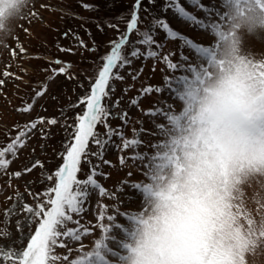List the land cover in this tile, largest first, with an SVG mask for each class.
<instances>
[{
  "label": "rangeland",
  "instance_id": "1",
  "mask_svg": "<svg viewBox=\"0 0 264 264\" xmlns=\"http://www.w3.org/2000/svg\"><path fill=\"white\" fill-rule=\"evenodd\" d=\"M97 1L100 0H93ZM132 1L120 0L113 10H105L103 4L96 5L94 10H85L80 5L73 12L67 8L72 0H30L12 30L0 35V147L14 138L19 129L39 118L58 121L56 125L37 123L24 138L25 146L11 158L8 169L0 170V245L5 249H22L18 226L25 236L33 233L37 226L38 217L24 211V205L35 208L39 203L47 207L46 194L53 181L48 177L54 178L63 149L72 141L74 118L86 107L78 100L90 88V78L109 51V42L121 33L133 7ZM180 1L187 12L201 21L206 23L210 19L215 29L205 31V24L196 25L173 11L162 13L158 8L159 0L154 5L147 0L139 10L140 28H147L153 16H164L178 37L184 38H168L163 31L153 33L161 55L169 54L171 61L182 70H169L159 57L141 58L135 59L129 67L118 69L123 80L110 81L114 90L102 101L112 113L107 124L114 130L124 131V138L138 139L141 144L122 150L119 147L122 141L113 135L101 157L92 155L100 150L90 141L77 178L83 181L95 168L100 174L94 179L107 195L89 188L84 211L73 214V220L61 227V231L79 232L80 239L59 237L65 247H56L55 253L66 258L55 264H71L72 258L85 260L94 249L95 241L105 235L97 226L100 223L110 229L104 249L106 264H126V244L133 224L137 218L154 211L148 186L160 183L171 166L173 138L178 132L174 118L183 111L184 90L199 83L211 70L206 56L195 55L187 47V40L210 51L219 49L222 42H231L237 54L251 63L256 76L264 79V0H197L198 6L191 0ZM110 23L116 25L119 32L109 27ZM62 30L70 32L67 37L61 35ZM73 33L87 48L78 45ZM209 38L211 44H207ZM136 40L137 35L133 33L130 46L131 41ZM61 48H71L72 52L61 51ZM49 53H56V57L59 54L63 59L61 64H56L58 68L64 64L70 66L67 75L52 77L46 63L57 59ZM182 56L187 57L186 65ZM38 68L47 71L36 75L33 69ZM133 75L138 78L133 79ZM166 76L174 80L171 99L164 83ZM149 86L163 91L142 96L141 89ZM40 91L43 94L36 97ZM134 99L138 104L131 103ZM116 101H119L118 108H113ZM28 105H32L31 110L22 111ZM153 108L162 109V115L145 114ZM121 111L127 113V123L117 118ZM95 131L101 140L106 138L103 124ZM136 152L143 153L140 161L128 159ZM121 157L125 158L124 164L120 162ZM36 161L41 162L42 167L25 174L24 169ZM15 172H21V177L11 178V173ZM133 183L139 187H130ZM206 195L177 191L173 186L166 197L170 211L163 220L165 243L159 250L160 258L153 264H264V167L249 162L225 169L211 193L210 202H206ZM101 214L102 221L98 220ZM108 216H113L114 220L109 221ZM115 224L119 227L115 228ZM0 264H13V260L0 259Z\"/></svg>",
  "mask_w": 264,
  "mask_h": 264
},
{
  "label": "snow or ice",
  "instance_id": "2",
  "mask_svg": "<svg viewBox=\"0 0 264 264\" xmlns=\"http://www.w3.org/2000/svg\"><path fill=\"white\" fill-rule=\"evenodd\" d=\"M16 0H0V13L3 12L4 6H9L15 3ZM156 0H148L149 4L154 5ZM143 0H135L132 10L129 14L128 20L125 22V30L123 33L119 34L116 40L109 42V51L101 58V66L97 71L93 73V77L90 78L91 86L87 90L84 97L78 100V103H83L86 105L85 110L82 114H78L74 120L75 132L72 134V142H69L67 146L63 149L64 155L62 156V166L55 172L54 178L49 176L48 179H54V187L48 189L47 191L54 194L48 195L45 207L44 204H37L35 208L30 205H24V211L32 213L34 217H38L37 226L34 232L28 236L23 234L21 231V238L19 243L23 245L21 250L15 249H5L3 245H0V259L5 261L12 259L13 264H55L57 260L65 259L66 257L57 256L55 253L56 247H65L64 243H60L58 238L64 236L66 238L75 237L77 240L80 239L79 232L73 230L61 231V227L65 222H71L73 220V214H80L84 211V205L90 195L89 188L93 190H98L100 195H107L105 190L97 183L94 179L96 175H99L95 168L91 169L89 173L86 174L85 179L80 181L77 178L78 171L81 170L82 157L88 155L87 149L90 140L95 143L99 148V153H92L93 156L99 155L102 157L103 151L106 145L111 141V137L115 135L117 139L121 140L122 143L119 146L122 150H127L130 147H139L141 141L138 139H126L123 137L122 132L118 129H111L107 124L108 117L112 114L109 109L102 103L103 99L110 97V92L114 89L110 86V81L123 80L124 77L119 74L118 69H123L124 67H129L135 59H159L165 63L166 67L177 72L182 70V67L171 61V56L169 54L161 55L160 46L155 41L153 35L154 32L163 31L168 38H182L178 37V34L170 27L167 19L164 16L156 17L153 16L150 24L147 28H140L141 23L139 16V9ZM194 6L197 5V0H191ZM85 10H93V6L89 4L81 5ZM46 7V6H45ZM203 10V6H200ZM147 11V9L145 10ZM160 11L166 13L168 11H173L181 18L191 21L196 25L205 24V31L214 30L215 25L211 20H207L205 23L199 18L193 16L191 13L187 12L185 7L180 0H165V3L161 5ZM32 15H36L33 13ZM109 27L119 29L116 25L109 24ZM97 28L101 29V26L97 24ZM135 33L137 35L136 41H131L130 37ZM4 34L2 26H0V35ZM67 37L68 33H64ZM73 38L78 41L80 47L87 48L84 41L79 38L75 33H73ZM18 39V38H17ZM187 47H189L195 55L200 57H205L209 53L210 49L197 45L190 39L186 41ZM128 49L127 52L124 49ZM61 51L72 52L71 48L64 49ZM21 51H23L21 47ZM182 60L186 61L187 57H181ZM56 64H61L60 60L54 61ZM70 67L67 64L60 68L51 69L52 77L56 75H67V69ZM49 77V78H52ZM73 78V77H69ZM137 75H133V79H137ZM179 79H183L180 77ZM173 77H165L164 83L169 92V98L171 99V93L174 91ZM2 83V82H0ZM46 87V85H45ZM153 91L160 93L163 89L156 87L153 88L149 86L147 88L141 89V95H147ZM43 94V91L37 92L36 97ZM35 99V98H34ZM133 105L138 104V100H132ZM119 101L113 103V108H118ZM32 105H28L22 111H30ZM146 115L157 117L162 115V109L157 110L153 108L145 113ZM117 118L121 119L123 123H127V113L118 112ZM47 123L48 125H56L57 120L55 118L48 119L39 118L37 121L31 122L26 125L24 129H19L17 135L10 139L7 144L0 147V170H7L10 166L12 159L18 155V149L25 146L28 133L37 127V123ZM99 124H103L106 128V138L101 140L96 133L95 129ZM143 158V153H133L128 159L133 161H140ZM121 164H124L125 158H120ZM104 163H110L109 161H104ZM36 167H42L41 162L36 161L31 167L25 168L24 173L31 172ZM21 172L11 173V178H20ZM133 189H137L139 185L131 184L129 185ZM39 195V194H38ZM138 199V197H137ZM104 219L103 214L98 217V220L102 221ZM109 221H113V216H108ZM102 229V238L97 239L94 244V249L87 256L85 260H76L72 258L71 264H106L104 258V249L106 248L105 241L107 235L110 232L108 226H104L102 223L97 225ZM115 228L119 225L115 224ZM87 234V233H85ZM10 235V233L8 234ZM25 241H27L25 243Z\"/></svg>",
  "mask_w": 264,
  "mask_h": 264
},
{
  "label": "clouds",
  "instance_id": "3",
  "mask_svg": "<svg viewBox=\"0 0 264 264\" xmlns=\"http://www.w3.org/2000/svg\"><path fill=\"white\" fill-rule=\"evenodd\" d=\"M30 0L4 6L0 26L12 30ZM209 38L207 44H211ZM211 70L199 83L186 87L184 108L174 118L178 130L171 148V166L164 179L148 186L154 211L136 219L126 244V264H153L164 241L166 198L173 188L205 195L206 202L223 170L252 162L264 167V79L237 54L234 44L222 42L206 56Z\"/></svg>",
  "mask_w": 264,
  "mask_h": 264
},
{
  "label": "trees",
  "instance_id": "4",
  "mask_svg": "<svg viewBox=\"0 0 264 264\" xmlns=\"http://www.w3.org/2000/svg\"><path fill=\"white\" fill-rule=\"evenodd\" d=\"M102 1V2H101ZM146 1L147 0H143V3H142V5H141V8L139 9L140 11H141V9L143 8V6L144 5H146ZM160 2H159V5H158V8L159 9H161V5L162 4H164L165 3V0H159ZM118 2H120V0H104V2H103V0H100L99 2L97 1V2H93V0L92 1H90V0H88V2H85V1H82V0H72V2H71V4L70 3H68V4H70V5H68L67 6V8L69 9V10H71V11H75V8L77 7V9H78V7H80V5H82V4H89V5H92L93 6V10L95 9V6L96 5H98V6H102V4H103V6H104V8H105V10H108L109 8L110 9H112L113 10V8H114V6H116V4L118 5ZM133 2V4L135 3V0H133L132 1ZM180 3H181V1H180ZM158 4V3H157ZM108 5V6H107ZM132 10V9H131ZM131 12V11H130ZM110 17V16H109ZM126 22V21H125ZM125 24V23H124ZM123 28H122V30H121V33H123L124 32V30H125V25H123L122 26ZM177 32V31H176ZM61 35L62 36H64V33H70L69 31H67V30H62L61 32ZM120 33V34H121ZM50 55H53L54 54V58L55 59H57V60H63L62 58H61V56H59V54H58V57H56V53H49ZM43 61V60H42ZM44 62V61H43ZM46 66L48 67L47 68V70H51V69H53V68H58L57 67V65H56V63H52V62H48V63H46ZM33 70H35L36 71V75H38L39 73H41V72H46L47 70H45V68H38V69H33ZM68 71V70H67ZM137 74V73H136ZM103 103V102H102ZM65 114H67V113H64V115ZM111 129H114V128H112L111 127ZM122 134L124 135L125 134V132L124 131H122ZM91 141V140H90ZM72 142V141H71ZM89 147V146H88ZM65 153H63L62 155H64ZM62 165V158H61V160L59 161V164H58V169H59V167ZM51 188L52 187H54V179H53V181H52V183H51V186H50ZM35 188V191L37 190L36 189V187H34ZM50 188V189H51ZM40 193V190L37 192V194H39ZM47 197H48V195H52V193H50V192H48L47 194Z\"/></svg>",
  "mask_w": 264,
  "mask_h": 264
}]
</instances>
